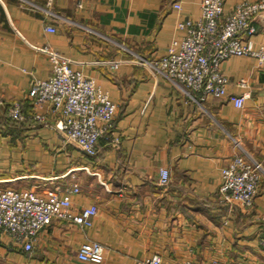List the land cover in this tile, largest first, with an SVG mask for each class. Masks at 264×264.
<instances>
[{
	"label": "crops",
	"instance_id": "crops-1",
	"mask_svg": "<svg viewBox=\"0 0 264 264\" xmlns=\"http://www.w3.org/2000/svg\"><path fill=\"white\" fill-rule=\"evenodd\" d=\"M199 16L200 0H0V188L67 194L74 211L97 209L89 227L52 219L30 251L0 230V264H149L154 253L167 264H264V67L230 57L228 95L199 104L139 62L177 50L178 22ZM254 24L264 45V13ZM44 46L114 102L117 144L101 138L94 155L82 153L55 126L51 105L28 96L35 79L52 74ZM242 92L237 108L232 96ZM13 102L21 120L8 116ZM238 153L263 168L249 208L219 198V169ZM74 184L80 190L66 193ZM90 240L104 246L101 262L77 257Z\"/></svg>",
	"mask_w": 264,
	"mask_h": 264
},
{
	"label": "built area",
	"instance_id": "built-area-1",
	"mask_svg": "<svg viewBox=\"0 0 264 264\" xmlns=\"http://www.w3.org/2000/svg\"><path fill=\"white\" fill-rule=\"evenodd\" d=\"M224 0H200V16L178 22L184 34L178 49H170L156 59L140 58L139 62L153 73L171 81L196 103H203L210 96L228 95L231 80L224 70V63L233 56L254 57L257 65L264 67V45H256L255 17L264 13V0H239L230 9L223 8ZM174 7L180 8L179 2ZM54 31L53 25H46ZM52 62V74L45 79H35L28 90L34 103H48L56 118L55 126L65 132L66 139L75 143L82 153L94 155L101 138L110 144L119 142L113 130L114 102L91 77H84L71 67L70 59L60 52L44 46L41 48ZM115 68L118 61H109ZM242 87L247 82H236ZM246 93L232 96L237 108L244 105ZM3 99L0 96V106ZM8 116L21 120L20 104L13 102L6 107ZM35 119H42L38 113ZM263 168L260 162L238 153L219 169V198L227 203H237L245 208L252 206L258 191ZM159 183L169 182V171L162 168ZM80 190L77 184L66 189V193ZM96 206L89 205L80 211L72 209L69 196L51 193L42 196L33 190L0 188V230L30 251L37 232L52 219L72 221L89 227L96 214ZM264 220V217H263ZM264 247V233L257 237ZM104 246L97 240L83 242L77 249L80 260L101 262ZM149 264H167L158 253H154ZM139 264V263H138ZM218 264H234L233 262Z\"/></svg>",
	"mask_w": 264,
	"mask_h": 264
}]
</instances>
